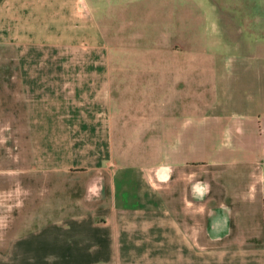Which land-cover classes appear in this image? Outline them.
Returning <instances> with one entry per match:
<instances>
[{"label": "crops", "instance_id": "1", "mask_svg": "<svg viewBox=\"0 0 264 264\" xmlns=\"http://www.w3.org/2000/svg\"><path fill=\"white\" fill-rule=\"evenodd\" d=\"M76 2L0 0V264H264L252 21L200 49Z\"/></svg>", "mask_w": 264, "mask_h": 264}, {"label": "rangeland", "instance_id": "2", "mask_svg": "<svg viewBox=\"0 0 264 264\" xmlns=\"http://www.w3.org/2000/svg\"><path fill=\"white\" fill-rule=\"evenodd\" d=\"M125 2L128 3L124 11L121 9L114 11L112 23L116 27L120 23L125 24L132 20L134 23L130 26V30L136 32L142 28L140 30L147 36L154 32L153 24H156L158 30H164L163 25L170 21L169 8H171V12L176 13V15L173 14L171 20L172 24L176 23V31L172 38L179 41L186 39L188 42L191 40L195 48L197 46L200 48L202 40L208 36L215 37L214 35L218 33L213 26L212 20L215 18L218 27L227 26L229 30L227 34L231 35L227 37L228 39L236 38L237 27L248 26L250 21H252V29L258 33V37L264 38V0H172L167 3H160L159 0H124ZM74 3L73 5L76 7L80 6V2ZM250 8H252V15H250ZM238 10L243 11L239 14ZM258 49L259 52H264V46H259ZM40 65L41 63H36L35 67ZM197 178L194 174V181L201 182L200 180H203L202 176ZM133 193L131 191V197Z\"/></svg>", "mask_w": 264, "mask_h": 264}]
</instances>
